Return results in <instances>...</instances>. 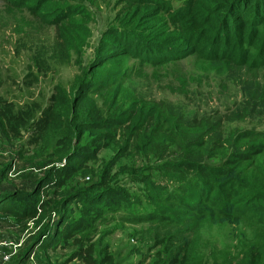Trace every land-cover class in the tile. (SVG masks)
<instances>
[{"label":"trees","instance_id":"1","mask_svg":"<svg viewBox=\"0 0 264 264\" xmlns=\"http://www.w3.org/2000/svg\"><path fill=\"white\" fill-rule=\"evenodd\" d=\"M21 1L15 0L11 5L22 9L23 12L16 11L23 17L15 16L8 23L19 27L18 34L23 35L14 41L15 54L25 53L27 67L43 77L55 67L70 63L74 51L70 45L73 33L89 30L94 22L88 7L100 11V3H103L110 13L116 8L111 0H72L65 5L57 2L44 15L39 9L46 0H40L39 4L37 0L27 9L23 6L28 2L19 5ZM126 2L132 6L131 11L127 13L128 8L122 7L120 19L107 22L93 55L96 61L92 58L94 70L115 60L121 62V68L112 78L102 80L84 71L68 90L60 83L55 84L45 104L43 95L20 107L0 96V132L7 140L21 141L26 134L27 150L23 149V153L30 152V147H53L46 155L52 166L37 181L34 190L0 194L1 200L4 199L0 212L30 219L36 224L45 222L46 231L41 235L45 238L49 235V240L45 241L43 249L52 241L67 243L71 240L80 249L75 258L92 264L93 247H85L83 241L100 217L101 209L97 204L101 199L91 195L90 190L80 193L74 197L80 203V216L71 221L63 213L49 227L51 202L42 198H47L50 188L65 187L68 172L74 166L82 168L86 160L95 161L98 153L114 151L116 154L112 162L104 165V172L108 173V167L122 150H138L139 163L151 164L137 171L133 168L126 175L128 180L158 184L156 186L164 192L155 199L179 209L178 217H165L166 209L158 210L152 199L155 209L145 216H137L136 220L149 224V239L161 250L158 252L160 264H191L189 235L213 216L248 217L264 232V38L260 43L253 42L255 32L264 33V0ZM177 4L184 9L175 13ZM191 6L199 19L187 27L185 13ZM157 16L163 19L161 24L149 26L147 21ZM205 16L211 19V26L206 28L200 26ZM172 20L178 22L185 34L176 37L166 31L165 22ZM245 22L250 26L247 33ZM39 23L55 30L42 31ZM69 25L70 30L65 32ZM239 37L241 46L230 42ZM125 58L137 63L125 67ZM184 58H193L202 75L189 71L175 73L167 67L170 62ZM151 66L156 69L143 77L152 78V82L135 84L134 98L127 107L123 104L120 109L115 100L111 109L103 110L106 101L98 99L102 90L114 87L116 98L122 81L134 80L144 68ZM170 89L177 95L176 100L157 98V91ZM210 102L215 104L212 109L207 107ZM217 159V165L209 163ZM4 177L0 178V183ZM171 185H177L180 191L186 190L188 198L195 199L196 205L185 201L183 193L167 192ZM97 186L109 187V183L102 176ZM94 189L97 187H91ZM108 192L123 201L131 196L125 191L108 189ZM15 200H21L22 206H17ZM68 202L62 201L60 208L66 211ZM258 204L263 206L259 205L258 209ZM168 212L173 213V210L167 209ZM105 259L111 262L107 254ZM245 259V264H264V244L250 249Z\"/></svg>","mask_w":264,"mask_h":264},{"label":"rangeland","instance_id":"2","mask_svg":"<svg viewBox=\"0 0 264 264\" xmlns=\"http://www.w3.org/2000/svg\"><path fill=\"white\" fill-rule=\"evenodd\" d=\"M14 1L0 0V96L9 101H14L20 107L25 102L37 100L38 96L43 95L45 104L47 98L52 94V88L55 84L60 83L62 87L68 90L72 82L82 76L84 71L94 78L105 80L108 77L112 78L113 73L121 68V62L115 60L103 68H95L94 70L92 68V58L101 35L105 31L107 22L110 24L112 19H120L123 15L122 11H124L122 7L128 8L127 13L131 11L132 6L126 0H111L116 7L111 13L103 3H100V11L88 7L87 11L94 18V22L90 24L89 30H78L73 33L70 45L73 46L74 51L71 52L70 63H63L55 67L44 77L35 73L34 69L27 67L28 60L24 56L25 53L19 56L15 54L14 41L23 38V35L18 34L19 27L11 26L8 23H11V19L15 16L19 19L22 18L23 15H19L16 10L21 12L23 10L11 5L14 4ZM63 1L46 0L43 6L40 7L39 13L45 15L47 10L49 11L57 2L60 5L73 2L72 0ZM141 1L147 2V0ZM199 1L201 2L202 0ZM26 2L28 3L23 6V9L33 6L37 0H22L19 5H23ZM39 2L40 0L37 3L39 4ZM149 7L148 10H152ZM37 9L38 6L35 7V11ZM183 9L182 5H175V13ZM110 15L111 19H109ZM185 15L188 21L187 27H191L190 25L199 19L193 13L192 6ZM76 19L79 20L80 18L76 16ZM161 20L163 19L157 16L147 21V23L149 26L161 24ZM167 24L165 22L166 31L176 37H179L182 33L185 34V30L181 32V26H179L178 22L172 20V22L168 21ZM210 24L211 19L206 16L200 21V26L205 28L211 26ZM244 24L246 26L245 33H247L250 26L247 22ZM38 26L40 30L45 32L47 29L55 30L54 27L46 26L43 23H39ZM68 30H70V25L64 29L65 32ZM263 38L264 33L258 34L255 32L253 42L260 43ZM232 41H235L233 43H236L237 46H241L242 38L239 37L230 42ZM61 59L63 60L64 58ZM93 59L96 61V58ZM136 61L131 58H125V67L136 64ZM167 67L171 72L175 73L189 71L190 74L194 75L199 72V69L195 67L193 58L170 62ZM155 69L152 66L151 68L146 67L140 75H136L134 80L126 79L122 81L119 90L120 94L116 98H114L116 95L114 87L102 90L98 99L106 101L105 105L102 106L103 110L111 109L115 100L119 104L120 109H123V104L127 107L129 101L134 98L133 86L137 83L149 85L146 80L152 82V78L148 79L143 76L153 72ZM92 70L93 72H91ZM198 75L200 76L202 73L199 72ZM194 86L196 87L197 83ZM156 94L157 98L164 97L168 101L177 99V95L173 94L171 89L167 92L157 91ZM183 101H186V99ZM214 106L215 104L210 102L207 107L212 109ZM258 121L260 123L263 120ZM26 137L27 135L24 134L21 141H11L7 140L0 132V178L3 175L5 176L0 183L1 195H14L13 193L17 192L29 193L33 191L38 183L37 181L43 178L52 166L46 155L53 151V147L44 145L36 149L30 147V150H28L30 152L23 153V149L27 150V146H24ZM138 153V150H122L118 159L108 167V173L104 172L106 170L104 165L112 162L116 158V154H114V151L98 153L95 161L86 160L82 168L74 166L70 172L67 169L68 175L65 176L64 174L67 182L65 187L59 189L50 188L47 192V198H42L41 196L42 201L48 199L47 202H51L48 209L49 227L63 213L71 221L80 216V203L75 199L80 193L90 190L92 192L91 195L101 199L97 204L101 209L100 217L96 219L93 226L86 232L83 241L85 247L90 245L93 247L92 264H160V254L158 252L161 250L155 248L153 241L149 239L151 234L149 232V224L144 221L138 222L136 220L138 219L137 216H145L155 209L156 205L158 210L160 208L173 210V213L168 212L169 214L164 210L165 217L176 218L178 217L176 212H178L179 208L176 206L167 207L155 199L161 197L164 192V190L156 186L158 184L128 180L129 178L126 175L131 170L133 171V168H136L135 170L137 171L151 164L148 161L139 163ZM209 163L217 165L219 161L218 159L211 160ZM135 170L134 172H136ZM102 176L109 183V187L97 186ZM91 187H97V189L91 190ZM108 189L125 191L131 196L123 201L120 196L109 194ZM66 191L67 193H65ZM166 191L169 193L176 192L177 195L183 193L182 198L185 201L187 200L196 205L195 199H189L187 196L188 192L183 189H181V192L177 185L168 186ZM102 199L107 200L103 201ZM152 199L155 205H151ZM64 200L69 201L66 211L60 208V203ZM2 201L4 199L0 201V204ZM14 203L19 207L22 206L21 200H15ZM259 205L263 206V204H258V209L260 208ZM155 217H158V215H155ZM209 219L202 224L199 230L189 235V240L190 242L192 241L191 264H245L246 253L250 249L264 244V232L252 222L251 218L213 216ZM43 224L46 223L42 221L40 224H36L30 219H18L9 213L0 212V264H85L82 259L75 258V254L80 249L71 240L67 243L52 241L51 244H46L45 247H48L47 249H43L45 241L49 240V235L46 237L47 239L41 235L42 232L46 231V229H43ZM106 254L111 259L110 263L106 262ZM4 256L8 258H4Z\"/></svg>","mask_w":264,"mask_h":264},{"label":"built area","instance_id":"3","mask_svg":"<svg viewBox=\"0 0 264 264\" xmlns=\"http://www.w3.org/2000/svg\"><path fill=\"white\" fill-rule=\"evenodd\" d=\"M4 258H8V257H7V256H4ZM31 258H32V257H31ZM31 258H30V259H31Z\"/></svg>","mask_w":264,"mask_h":264}]
</instances>
